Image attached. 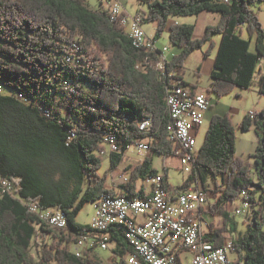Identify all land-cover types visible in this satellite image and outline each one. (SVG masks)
<instances>
[{
	"label": "trees",
	"instance_id": "1",
	"mask_svg": "<svg viewBox=\"0 0 264 264\" xmlns=\"http://www.w3.org/2000/svg\"><path fill=\"white\" fill-rule=\"evenodd\" d=\"M138 2L147 5L143 23L156 24L155 40L172 16L212 11L220 18L217 24L206 25L201 38L195 37L194 24H170L169 40L181 50L168 63L170 75H165L155 58L158 50L136 47L102 6L93 9L87 0H0V175L14 186L13 193L7 192L0 180V264H112L91 251L87 255L92 258L70 251L76 236L90 230L89 224L75 218L85 203L104 195L146 196L145 186L137 188L141 178L160 173L163 188H173L168 170L156 168L154 157L180 156L177 144L169 139L172 118L166 97L173 79L190 85L184 68L193 51L208 45L204 54L208 56L216 50L211 93L221 98L236 87L249 88L258 74L259 93L264 95V28L251 7L264 0ZM244 28L251 36L256 34L255 51ZM216 35L219 41L214 40ZM145 58L147 67L142 69ZM6 88L13 93L5 94ZM146 118L154 121L150 133L139 129ZM240 127L254 129L259 137L250 154L256 178L252 163L237 153V129L230 113H217L193 160V172L180 188L197 183L207 191L213 184L212 213L224 219L222 226L209 224L207 237L220 246L234 229L228 227L231 213L223 204L240 200L247 190L248 228L232 235L233 262L264 264V107L253 117L244 115ZM113 135L119 152H111L112 169L119 167L131 144L148 139L150 148L128 172L131 179L119 193L99 173L103 159L98 151L105 137ZM25 201L63 210L69 229L48 226ZM111 240L123 264L132 252L124 227L113 226Z\"/></svg>",
	"mask_w": 264,
	"mask_h": 264
},
{
	"label": "built area",
	"instance_id": "2",
	"mask_svg": "<svg viewBox=\"0 0 264 264\" xmlns=\"http://www.w3.org/2000/svg\"><path fill=\"white\" fill-rule=\"evenodd\" d=\"M101 6L119 22L122 27H126L138 35L141 45L151 44L158 48L157 57L163 64L165 75L168 63L173 57L167 56L165 52L169 48L157 46L154 37L149 35L143 22L147 16L143 10L131 13L122 0H102ZM150 58V57H147ZM147 58L143 62L142 69L147 67ZM174 74V72H171ZM180 79H173L171 83L172 92L175 94L174 105L177 108L176 121L178 154L181 166L187 174L193 172V160L198 151L195 148V135L193 131L201 127L203 121L210 110L211 101L207 94L195 92L190 85L183 84ZM2 92V86H0ZM48 114V111H45ZM253 117L257 114L252 110L249 112ZM139 129L150 133L154 127L152 118H146L139 122ZM117 141V137L106 136L103 141V149L98 153L105 154L107 148L111 154V142ZM149 140L144 139L134 144L140 151H149ZM126 149L124 156L131 146ZM122 183L130 181L131 174L120 176ZM0 180L4 181L7 192H14V186L9 178L0 175ZM140 187L145 186L146 202H149V210L140 209L139 200H132L131 196L122 194L109 195V201L105 204L96 203L95 211L89 223L90 230L86 233V241L72 242L70 251L79 257H91L87 255V246H97L100 250H109L111 240V228L113 226L124 227V234L130 245L132 252L124 258V264H234L229 256L234 252L235 246L232 238L228 239V246L216 245L212 239L207 237L210 222L207 214L214 210V204H209V192L198 185L176 189L163 188L164 180L160 173L139 179ZM254 189V186H250ZM166 189H173V196H166ZM123 189L121 188V192ZM160 192L161 201H167L166 212L153 214L152 193ZM246 196V197H245ZM240 204L234 206L236 213L247 217L251 210V201L247 198V190L241 193ZM29 210L40 209L47 215V220L55 223H65L69 228L67 214L61 210L53 208L42 209L37 202H26ZM185 254V258L183 257ZM189 254V257H188ZM92 258V257H91ZM189 258V260H188ZM122 259V257L120 258ZM188 261H187V260Z\"/></svg>",
	"mask_w": 264,
	"mask_h": 264
},
{
	"label": "rangeland",
	"instance_id": "3",
	"mask_svg": "<svg viewBox=\"0 0 264 264\" xmlns=\"http://www.w3.org/2000/svg\"><path fill=\"white\" fill-rule=\"evenodd\" d=\"M101 1L102 0H87V2L90 4L93 9H98L101 7ZM122 2L126 5V8L131 12L143 10L147 11V5L140 4L138 0H122ZM254 11L257 13L260 21L262 22V26L264 28V2H256L251 6ZM220 14L218 12H212V11H204L201 15L193 14V15H187V16H172L170 17V20L168 22V27L164 31L161 37H158L156 39V44L161 49L163 48H169L165 54L167 56H172V53L176 52L178 48H175L174 45L171 44L169 37H170V31L169 26L172 22H175L176 20H180L181 24L187 23V24H194L195 25V37L201 38L204 34L205 27L207 24L215 25L219 21ZM143 27L145 31L151 35V37H155L156 33V27L155 23L146 22L143 24ZM243 35L245 38H251V50L255 51V40H256V34H252V36L249 34V32L244 28L243 29ZM215 41H219L220 35H216L214 37ZM208 48V45H205L204 47L193 51L186 63L184 68V75H186V78L189 80L195 79V75L198 70V68H201L203 75H202V85L205 86V84H208L209 80V73L212 69H214V61H215V54L216 50H212L208 56H205L206 50ZM156 67V63L154 65ZM154 67V68H155ZM259 75L256 74L254 78V82L252 85L249 86V88L241 89L240 87H236L233 92L230 94L218 97L216 94L212 95V109L210 112L206 114V117L203 121V124L201 125L198 134L195 135V148L197 151L199 150L201 144L204 142L205 133L206 130L209 128L210 125V119L208 117V114L214 113V112H229L231 119L236 126V132H237V153L239 156L244 158L245 160L252 163V177L256 178V171L253 165L252 156L249 155V150L247 147H249L252 144V140L254 141L256 139V135L254 133V129L252 130H243L240 127V123L244 117V115L248 114L252 110H261L264 107V95H261L259 93ZM13 91L11 89L6 88L5 94H11ZM107 150L106 153L102 155L103 159V166L99 170V173L103 176H106L107 185L110 188H113L117 193L121 191L122 181L120 176L122 174H127L131 169H133L146 155L147 152L140 151L135 145L131 146L129 151L125 156H123V160L121 161V165L119 170H115L111 168L110 163V152L108 151V147L106 146ZM242 151H244L242 154ZM125 154V153H124ZM179 156L173 155L168 158H162L161 155L156 154L154 157V166L158 168L161 172H164L165 168L168 170V176L170 183L175 186L177 189L180 188L185 181L186 177L188 176L187 172H185L181 166ZM137 186H140V181H138ZM137 187V188H138ZM211 189L214 188L213 184L211 183ZM210 198L213 200L214 194H210ZM231 202H227L224 205V208L227 209L228 205H230ZM234 204L237 206L239 205L238 202H234ZM95 211V201H92L90 203H85L79 214L76 216L75 220L79 223H85L89 224L91 221L92 216L94 215ZM208 218L207 220L213 218V223L217 226L223 225V216L219 214L218 212H215L214 215H211V218L209 217V214L206 215ZM247 218L244 215L238 214L235 211L231 212V220L228 222V227H233L232 234L237 235L239 232L246 231L248 228V222L244 221ZM248 220V219H247ZM235 221V222H234ZM237 229H236V227ZM231 233V232H229ZM98 251L100 254H103L104 256H108V251L106 250H100L98 247L96 250L92 251L93 254L98 255ZM229 256L231 259H235L236 255L234 252H230ZM183 257L185 258V254H183ZM189 257V254H188ZM187 260V259H186ZM189 260V258H188ZM187 260V261H188Z\"/></svg>",
	"mask_w": 264,
	"mask_h": 264
},
{
	"label": "bare ground",
	"instance_id": "4",
	"mask_svg": "<svg viewBox=\"0 0 264 264\" xmlns=\"http://www.w3.org/2000/svg\"><path fill=\"white\" fill-rule=\"evenodd\" d=\"M112 20L113 21H117V18H114L112 15ZM125 28V33L128 35V37L135 43L136 47L141 48V47H147L148 49H151V51H157L158 48H156L155 46H152L151 44H143L141 45V40L139 39V37H137L138 35L136 34V32L126 28ZM163 74H165L164 69L162 70ZM174 98H175V94L174 92H172V89L170 88L168 90V94L166 97V104L168 106V109L170 110V115L172 118V128L170 130L169 133V139L172 140L175 144H177V137H176V133H175V128H177V121H176V113H177V108H175L174 105ZM119 152L118 146H117V142L116 141H112L111 142V152ZM121 152V151H120ZM166 196H173V190H166ZM132 200H139L138 202V206H140V209H146L149 210V202H146V197H136L133 198ZM109 201V195H104L102 197H100L98 200H96V203H101V204H105V202ZM166 203L167 201H161V196H160V192H153L152 193V202L151 204H153V214H162V212H166ZM33 211H37L39 212V216L41 218V220L43 222H45L46 224H48V226L51 227H55L56 229H69L66 228V224L65 223H55L52 220H47V215H45L46 213L44 211H40V209H33ZM81 240H85L86 241V233H82L78 236H76V240L75 242H81ZM223 246H228V241L225 242V244ZM97 246H87V252L88 251H94L96 250Z\"/></svg>",
	"mask_w": 264,
	"mask_h": 264
},
{
	"label": "crops",
	"instance_id": "5",
	"mask_svg": "<svg viewBox=\"0 0 264 264\" xmlns=\"http://www.w3.org/2000/svg\"><path fill=\"white\" fill-rule=\"evenodd\" d=\"M204 12V11H203ZM202 14V12L199 14V15H201ZM220 18V17H219ZM175 22H181L180 20H176ZM175 22H172V23H175ZM155 27H156V24H155ZM175 48H178V50L176 51V52H174L173 54H175V53H178L181 49L179 48V47H176L175 46ZM215 62V61H214ZM201 68H202V66H201ZM201 68H198V70H197V72H195L196 73V75H195V79H193V80H189V79H187L186 78V75H184V79H185V81L186 82H188L190 85H191V87L194 89V91L195 92H199V93H204V94H207L208 96H209V98H210V101L213 99L212 98V95L214 94V93H211L210 91H209V88H210V84L212 83V81H211V72H212V70H211V72L209 73V80H208V84H205V86L204 85H202V82H201V80H202V75H203V72H202V70H201ZM212 106H213V104H212V101H211V107H210V110H208V112H210L211 111V109H212ZM256 112L257 111H259V110H255ZM217 113H223V112H214V113H211V114H208V117H209V119H211V117L214 115V114H217ZM227 113V112H226ZM225 114V113H224ZM199 129H200V127L199 128H197L196 130H194L193 131V134L194 135H197L198 134V131H199ZM252 130V129H251ZM237 133V132H236ZM254 133H255V135L257 136L256 137V139L253 141H251L252 142V144L249 146V147H247L248 148V150H249V155L250 154H252V153H254L255 152V150H256V147H257V145L259 144V137H258V135L256 134V132L254 131ZM238 137V136H237ZM238 144V143H237ZM244 151H242V154H244L243 153ZM120 165H121V163H120ZM120 165H119V167L118 168H116L115 170H119V168H120ZM196 186V185H198V186H200V187H203L202 186V184H197V183H193L191 186ZM173 187H175V186H173ZM176 188V187H175ZM177 189V188H176ZM179 189V188H178ZM211 188H209L207 191L209 192V195L212 193L211 192V190H210ZM171 190H173V189H171ZM211 196V195H210ZM215 202H216V198L215 197H213V200L211 199V198H209V204H215ZM235 202H238V201H235ZM239 203H241L240 202V200H239ZM234 206H235V204H234V202H232L230 205H228V207H227V211H229V213H231L232 211H234ZM211 215H213V213H211V214H209V217L211 218ZM210 223L211 222H213V218H211V219H209L208 220ZM237 228V227H236ZM238 230V229H237ZM232 232L231 233H228L227 235H226V238L228 237V238H232ZM226 241H228V239H226ZM225 241V242H226ZM115 246H116V244H115V242L114 241H112L111 242V244H110V249L109 250H106V251H108V256H104L103 254H100L99 253V251H98V257H99V259L100 260H102L103 262H107V263H112V264H119V262L120 261H122V259H120L121 258V256H119V255H117L116 253H115ZM123 264H124V262H123Z\"/></svg>",
	"mask_w": 264,
	"mask_h": 264
}]
</instances>
